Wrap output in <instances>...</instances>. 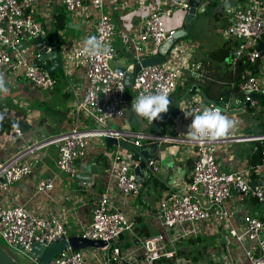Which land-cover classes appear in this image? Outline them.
<instances>
[{
    "label": "built area",
    "instance_id": "2783aa9c",
    "mask_svg": "<svg viewBox=\"0 0 264 264\" xmlns=\"http://www.w3.org/2000/svg\"><path fill=\"white\" fill-rule=\"evenodd\" d=\"M96 1L99 15L91 35L96 36L103 45L110 46L111 54L82 56L79 52L84 45L74 47L72 57L78 64L85 66L87 80L82 96L71 106L74 127L59 136L29 143L10 157L0 159V237L7 246L28 256L33 264H44L31 254L33 244L39 242L50 245L63 237L68 238L66 222L53 213L39 215L26 205L6 204L2 193L9 191L13 184L32 172V164L27 159L44 146L56 144L59 169L73 175L75 161L88 154L93 139L112 136L125 140L126 137H135L134 143L141 149L157 142L181 144V155L193 160L187 179L171 183V189L160 201L156 216L162 230L154 234L137 235L135 217L116 205L117 196H121L125 205L130 199L139 197L143 181L138 179L135 169L142 155L140 153L137 159L133 147L113 145L106 147L104 152H114L110 160L114 184L100 194L93 208L92 222L78 236L107 241L106 247L110 246L105 259L107 264H264V159L262 163H248L240 170L228 172L217 157L218 145L239 141L262 142L264 133L248 136L233 129L227 136L215 141L195 142L186 135L192 117L185 118L183 112L180 121L174 126L173 135H146L135 130L109 129L106 126L110 120L124 119L132 101L141 92L146 95L167 93L170 99L187 79L184 74L194 80L203 81L207 77L205 62L186 57L184 46L173 37L177 29L167 26V20L174 18L178 11L187 12L190 9L191 0H160L148 12L142 30L135 35L127 30L118 32L115 21L103 8L104 0ZM86 2L0 0V74L4 77L21 75L42 91L52 90L55 79L53 73L42 66L45 61H41L38 66L33 64L36 58L41 57L42 48L50 51L52 46L46 43L38 48L36 38L50 36L47 25L51 29L55 27L54 10L58 4L68 13L75 14ZM37 15L43 21L38 20ZM117 34L131 48L135 62L159 55L160 46L174 39L163 63L142 67L133 79L135 96L132 98L125 84L127 67L114 65L120 55L115 44ZM227 39L231 42L232 50L223 64L233 71L239 62L246 67L238 81L243 97H234L222 105L223 97L209 103L197 93L196 98L190 96L185 101V108L189 111L199 113L205 107L220 109L221 105L227 108L225 112L220 109L221 113L228 115L233 99L242 104L249 101L251 107L262 105L261 99L252 97V94H259L264 100V50L258 49L259 44L264 43V0H252L227 16ZM30 40H33L31 45L35 52L31 51L29 56L25 49ZM81 116H84L83 119ZM85 116L91 117L99 128L85 129ZM156 123L157 120L149 124ZM14 133L24 136L19 127L14 129ZM262 154L264 156V148ZM148 165L153 173L157 172L154 158ZM54 187V177L47 176L38 182L36 189L39 193H47ZM247 203L252 204L254 213L245 214L238 221V208ZM220 226L223 241L219 243V256L212 254L208 260H201L187 249L191 243L199 246L203 233L214 234ZM125 234L130 236V242L137 243L131 247L123 245L121 241H124L122 238ZM210 258L215 262L212 263ZM91 260L94 258L84 248L75 249L69 245L47 264H90Z\"/></svg>",
    "mask_w": 264,
    "mask_h": 264
},
{
    "label": "crops",
    "instance_id": "0c3cea01",
    "mask_svg": "<svg viewBox=\"0 0 264 264\" xmlns=\"http://www.w3.org/2000/svg\"><path fill=\"white\" fill-rule=\"evenodd\" d=\"M159 1L160 0H104L105 4L103 5V8L115 21L118 32L121 30H127L130 34L135 35L142 30L145 17L147 16L148 12L153 9V7H156ZM95 3L97 5L98 2L96 0H87V10L80 15L66 12L67 17L71 16L73 21L79 24L77 29L81 34V42H78L76 39L69 40L65 36L64 31L67 33V30L65 29L68 25L67 19L66 27L61 30H56L55 27V29H51V27L49 28L48 26L49 24L47 25V30L49 31L50 36H52L55 32L57 35L60 33L58 36L60 37L59 42L63 65L59 68H61V72L64 73L69 83V85L64 86L62 92H60L61 97L59 101H55V98L57 97V92L54 91L55 87L52 90H49V92H52V94L48 95L49 93H43L47 91H42L21 75L10 74L9 77H4L5 86L9 85L11 87L7 94L2 93L4 96L14 97L19 94V96L14 99L16 102L21 103L23 100H25L27 104L29 103L28 106H33L36 103L38 108L35 110L34 108L32 109L31 106V108L28 106L23 107L27 104H19L18 108L13 107L15 109L14 110L8 102H2L0 100V159H6L10 157L18 151L24 149L25 145L29 143L43 141L48 138L59 136L74 127L75 119L71 113V106H73L77 99L82 96L87 80L85 77V66L78 63H75L74 65V58L72 57L71 51L76 46L84 45L85 38L92 36L91 30H93V26L99 15V7L98 5L96 6ZM59 7H61L60 4H58L57 9L54 10L55 13L62 9V7ZM187 13L188 11H178V14H176L174 18H169L167 20V26L176 29L181 28L184 24V19ZM37 16L40 17L39 15ZM218 16L219 15L216 17L218 18ZM181 42L183 41H178L177 43L183 45ZM115 44L119 50V53L124 55L123 59L128 60V65H121L118 63L119 59L118 61L114 62V65L128 68L132 63L135 62V57L131 48L122 42L118 34L116 36ZM209 52L206 55L208 57L205 59V61L208 60L214 63L212 60H209ZM129 54L131 58L129 57ZM184 55L186 57L189 56L193 60H202L204 57L197 56L198 54H193L191 52V48L189 50L184 49ZM50 65V60L45 61L42 64V66L47 68ZM72 65L74 66L72 67ZM58 69L56 73H58ZM183 76L187 77V79L180 84L175 93L169 99L171 101L169 105V111L167 113H162L161 119L157 120L160 126L156 128V131H152L151 128L146 131L145 129L148 128V126H146L140 128L138 132H143L146 135L158 133L161 135L174 134V126L181 119L182 111L180 109L181 107L185 108L186 105L184 95L187 89L190 88V96L196 98L197 93L193 91V85H197L199 83V80L197 79L195 83H193L192 81H194L195 78L190 77L188 74H184ZM69 77L74 79L75 83H73L71 81L72 79L70 80ZM186 84H189L190 87L185 89ZM48 102H50V104H47ZM45 104H47V106H45ZM43 105L46 108L45 111L41 109ZM175 105L177 106L176 108H178L177 117L173 118L171 123L165 124L172 115L171 109ZM83 117L84 116H81V119ZM13 119L16 121L22 119L27 123L28 131L23 130L24 136L16 135L14 133L15 128H9V124ZM118 121L119 126H125L126 122L129 124L132 123V125H134L140 123L141 118L136 116L135 113L130 109L126 117L124 119H118ZM148 125L151 126V124ZM96 128H99V126ZM237 128L238 125L235 124L234 129ZM240 128H243V126H240ZM117 129L129 130L127 125L125 128L120 127ZM259 130L260 133L256 134L257 136L264 133L261 128ZM241 133H244V131ZM251 135L254 134L251 133ZM239 142L241 144H245L246 141ZM252 143L254 144H252L251 149L246 154H241V151L244 150L237 149L239 151L238 155L229 149V146H231L232 143L227 145H218L217 157L223 168L228 172H235L247 166L248 163H251L249 159L252 152L258 145L257 143L259 142L256 143L252 141ZM99 144L100 142L97 139H93L90 143L88 154L85 157L76 160L74 163L75 172L80 171L82 173L90 174L91 179L88 183L76 181L73 179V175L70 177L67 175V173L62 172L60 169L58 170L55 165V159L58 157V147L56 144L47 145L36 151L34 153L35 155L28 157L27 160L32 164L33 167L32 172L22 180L13 184L9 191L2 193L4 202L6 204L15 203L26 205L39 215H46L48 213L56 214L66 222L69 237L79 235L82 229L87 227L92 222L93 208L100 194L104 193L108 187L112 188V185L114 184V178H112L111 175L112 168L110 163H106L105 168L102 170L99 168L100 157L106 148L105 146L103 147V150L100 148L98 149V147L101 146ZM181 147V144L157 142L152 143V145H147L144 149L152 151L154 148H156L154 159L156 160V164L158 162L157 166L159 165L157 172L162 171L164 172V175L168 176L169 174V176H171L174 171H177L181 174V178H179L177 182H182L187 179L189 171L193 166V160L192 158H186L181 155ZM224 153L227 154L224 155ZM160 162L164 163L166 166L165 169L161 167L162 164L160 165ZM146 174L149 176L150 172H147ZM47 176L54 177V189L47 193L37 192L36 187L38 182ZM144 178H146L145 174ZM163 178L157 177V182H154L155 186L161 189V199L171 189V182H167V180H165L166 176ZM140 196L141 193L139 197ZM138 198L130 199L128 204L125 205L121 200V196H117L116 205H118L128 215L135 217L137 220L135 228L137 235H145L147 232H149V234H154L156 233L154 231L157 230V232H159L162 230V225L159 219H157V216H155V218L147 219L145 216L139 214L144 211V208L138 206ZM139 201H141V199ZM245 205L252 206L251 203H247ZM153 229L154 231H152ZM122 239L124 240L121 241L123 245L127 244L131 240L129 236L128 240L125 242L126 235ZM136 243L137 242L133 244L135 245ZM133 244L131 246H133ZM192 247L195 248L192 251L200 250V245L197 246L193 243L188 245L187 249L191 250ZM90 264L103 263L94 259L90 261ZM105 264H107V262Z\"/></svg>",
    "mask_w": 264,
    "mask_h": 264
},
{
    "label": "rangeland",
    "instance_id": "374dc122",
    "mask_svg": "<svg viewBox=\"0 0 264 264\" xmlns=\"http://www.w3.org/2000/svg\"><path fill=\"white\" fill-rule=\"evenodd\" d=\"M211 2L204 1L205 4L207 3V5L203 11H200V10L197 11L196 17L191 22V30H190L188 36H185V37L177 40V41H183L181 43L183 44L184 49L189 50L191 48V52L193 54H198L197 56H204L202 58V61H204V62H205V59L208 57L206 55L210 50H212V49L214 50V49L222 46L225 42L228 41V39H227V16H229V14L231 12H234L236 9L243 7V6H246L247 4L251 3L252 0H215V1H211ZM86 3L84 5V7L79 9L78 11H76L75 14L80 15L83 12H85L87 10ZM95 5H96V3H95ZM225 5H228L229 7L226 8ZM59 8H61V7H59ZM60 11H63V7L61 10H59V12ZM217 13H219L218 18L216 17ZM98 14H99V12H98ZM38 20L43 21L40 17H38ZM67 24L68 25L65 29V30H67V33H66V31H64L65 36L69 40L76 39L78 42H81V40H82V39H80L81 34H80V31H78V29H77L79 27V24L74 22L71 16L67 17ZM62 34H64V33H62ZM58 35H60V33H58ZM32 42H33V40H30L28 46H26V49H25V52L29 56H30L31 51L35 52V48H33L31 45ZM123 57H124V55L120 54L118 57L119 61H118V59H117V61L121 65L127 66L128 60L123 59ZM129 57L131 58L130 54H129ZM206 61H208V60H206ZM73 62H74V65H75V63H77L75 60ZM211 64H212V62H211ZM74 65H72V67ZM220 69L222 72H224L225 70L229 69V67L223 64V65H220ZM53 76L55 79L54 91L57 92V97L55 98V101L57 102V101H59V99L61 97L60 92H62L63 87L69 85V83H68V80L66 79V76L64 75V73L61 72V68H59L58 73H54ZM71 79L72 78H70V80ZM71 81L73 83H75L74 79H72ZM76 83L78 84L77 81H76ZM6 87L8 89L11 88L9 85H7ZM43 93H49L48 95L52 94V92H49V91L43 92ZM127 93L131 96V98L135 96V91L132 87H129L127 89ZM18 96H19V94L17 96L10 97V96H4L2 93H0V100L2 102H8L12 106V108L13 107L18 108L19 104L14 100ZM21 104L24 105V104H27V102L25 100H23V102H21ZM28 104L23 106V107L28 106ZM47 104H50V102H48ZM47 104H45V106H47ZM221 104L224 105V103H222V102H221ZM30 106H28V107H30ZM45 106L43 105L41 107V109L43 111L46 110ZM242 106H243V104L241 102L237 101L236 99H233V101L231 102V105H230V109H240V108H242ZM31 107H32V109L34 108L36 110L38 108V105L35 103ZM176 107H177L176 105L172 107V109H171L172 115L170 114L171 116L169 117V120L166 121L165 124L171 123L173 118L177 117L178 108H176ZM130 109H131V107H130ZM128 111H127V113H128ZM228 116H229V118L235 120V124L238 125V129H236V131H240V132L244 131V133L247 135H251V133L256 135V134L260 133V130H259L260 128L263 130L262 123L264 122V106H262V105H260L258 107H254V108H247L238 114H228ZM84 119H86V125H87V126H83L85 129L86 128H96L98 126L91 117L85 116ZM148 124H149V122L147 121V119H144V118H141L140 123H137L134 125H132V123L129 124L128 122H126L127 128H129V130H137V131L140 128H143L146 126H148V128L145 129L146 131H148L150 128L152 131H156V128L158 126H160L158 124V122L156 124H151V126H149ZM106 126H108L111 129H117L120 127L125 128V126H119L118 119L110 120L106 124ZM240 126H243V128H240ZM97 140L100 142L99 145H101L98 147V149L100 148L103 150V147L106 146V137H102V138H99ZM101 143H103V144H101ZM252 144H254V143H252V142L250 143V141H246L245 144L244 143L241 144L240 142H234L231 144V146H229V149L234 151L237 155L239 153V151L237 149H242L244 151H241V154L242 153L246 154L251 149ZM113 153H109V154L107 152L102 153V156L100 157V160H99L100 161L99 168H101V170L105 168L106 163H110V160H111V157L113 156ZM226 154L227 153H224V155H226ZM55 162L57 163V159H55ZM56 163H55V165H56L57 169L59 170V167ZM157 164H158V162H157ZM160 165L163 169L166 168L164 163L160 162ZM147 172H148V170L144 169L143 174H145L146 177H148V175L146 174ZM67 175H69L71 177V174L67 173ZM153 175L156 178L157 177L163 178L164 176H166L165 180H167V182H171V183H176L179 180V178H181V174L178 173L177 171H174V173L171 176H169V174H168V176L164 175V172H162V171L156 172ZM160 190L161 189H159V187L155 186L154 181L148 182L145 186H143L141 188V196L139 198L137 197L138 198L137 204L139 207L144 208V213H141V214H143V216H145L147 219L155 218L156 213L159 210V204H160V200H161V198H160L161 191ZM140 199L142 202L139 201ZM242 208H244V209H242ZM248 213H254V208L251 207V205H244V206H241L240 208H238V214H237L238 220L241 221L242 217ZM221 229H222V227L220 226V229L217 230L216 233L211 234V235L203 233L200 236V239L202 240V242L200 243V249H202V251H199V250L193 251V253L199 259L208 260L209 256H212V254H217L219 256V254H220V244L219 243H221L223 241V235H222ZM152 231H154V229ZM154 232H157V230ZM125 235H126V240H125V242H126L128 240L129 235H127V234H125ZM0 244L20 264H33L28 256H26L25 254H23L22 252H20L18 250H15V249L7 246L5 241L1 237H0ZM193 249H195V248L192 247L191 250H193ZM84 250L87 253H89V255L92 258H94L98 261H101L103 264H105L106 263L105 259L109 255L110 246H108L104 249L90 247V248H84ZM210 261L212 263L215 262V261L211 260V258H210Z\"/></svg>",
    "mask_w": 264,
    "mask_h": 264
},
{
    "label": "water",
    "instance_id": "95a60500",
    "mask_svg": "<svg viewBox=\"0 0 264 264\" xmlns=\"http://www.w3.org/2000/svg\"><path fill=\"white\" fill-rule=\"evenodd\" d=\"M215 1V0H210ZM207 3H204V0H191V7L188 10V13L185 16L184 24L181 28L176 30V33L174 34V39L178 40L180 38H183L188 35V33L191 30V22L196 17V13L198 10L203 11L206 7ZM174 39H169L165 41L159 49V55L157 56H151V57H145L141 59V61H136L132 63L127 69L125 73V84L126 86L132 87L133 79L137 76L138 72L142 69V67L148 66V65H154V64H161L165 60V55L170 50L171 46L174 43ZM46 43H50L52 46V49L50 51H46L45 48H42L43 45ZM24 44V43H23ZM36 46L38 48H42L40 53L42 54L40 58H36L33 64L35 66H38L41 61H51V65L48 67V71L51 73H56L57 69L63 65L62 58L60 54V46L57 43V40L55 36H42L36 38ZM259 50H264V43L261 42L258 46ZM264 53V52H263ZM191 89H187L184 100L188 101L190 98ZM200 94L202 95L203 99L209 103L215 102L214 99L209 98L204 91H201ZM252 97L261 99V104L264 105V100L262 99V96L259 94H252ZM220 109L222 111H227L226 107H223L219 105ZM250 102L247 101L243 104L242 108L240 109H229V114H238L242 111H244L247 108H250ZM136 138L134 137H126L125 140L120 139L118 140L116 137L107 136L106 137V147H112L113 145H120L125 148L133 147L135 150L139 151L142 155V160L140 161L139 166L136 167L135 172L138 176V179L143 181V171L144 169H147L151 174L153 173V170L151 167H149L148 163L149 161L154 158V153L156 152V148H154L152 151L148 149H141L140 147L135 145ZM73 177L76 181L88 183L91 179L90 174L88 173H82L80 171H77L73 174ZM121 238L123 235L120 236ZM69 245L73 246L75 249L80 248H104L108 245L107 241L102 240H91L86 239L81 236H71V237H63L59 239L58 241L54 242L50 245H45L39 242H35L33 244L31 254L38 258L42 263L47 264L51 260V258L56 255L57 253L61 252L62 250L69 247ZM0 264H20L17 260H15L0 244Z\"/></svg>",
    "mask_w": 264,
    "mask_h": 264
},
{
    "label": "clouds",
    "instance_id": "9594fccd",
    "mask_svg": "<svg viewBox=\"0 0 264 264\" xmlns=\"http://www.w3.org/2000/svg\"><path fill=\"white\" fill-rule=\"evenodd\" d=\"M225 7H229L225 5ZM5 43L7 41L5 40ZM110 46L103 45L96 36H89L84 40V46L79 55L98 57L109 56L111 54ZM9 89L5 86L3 74H0V93L7 94ZM171 101L167 93L144 94L141 92L131 104V110L136 116L147 119L153 123L161 119L162 113L169 111ZM185 118L192 117V122L188 126L187 137L195 142L215 141L229 134L235 127V120L229 118L227 114H222L218 108L205 107L202 112L194 113L187 108L180 109Z\"/></svg>",
    "mask_w": 264,
    "mask_h": 264
},
{
    "label": "trees",
    "instance_id": "16d2710c",
    "mask_svg": "<svg viewBox=\"0 0 264 264\" xmlns=\"http://www.w3.org/2000/svg\"><path fill=\"white\" fill-rule=\"evenodd\" d=\"M212 3V2H211ZM219 15V13L216 14V16ZM55 18V28L57 29H64L66 27V19H67V13L66 9L63 8V11L57 12L54 15ZM57 43L60 46L59 42V36L54 33ZM232 47L231 42L227 41L222 46L212 50L209 52V60H212L214 63L211 64L210 61H205V64L208 69L207 77L202 81L199 80L197 85H193V91L196 93H200L201 91H204L205 94L216 101L220 100V97H223V103L224 105L227 104L232 98H242L243 94L241 93L239 87H238V81L241 77V74L245 70V65L241 64L240 62L237 64L235 71L231 69H227L224 72L221 71L220 65H223V63L226 61V58L231 53ZM229 67V66H228ZM196 80L192 81L195 83ZM235 84L233 87L232 85ZM190 87L189 84L185 85V89ZM203 98V97H202ZM254 108V107H251ZM19 127L24 131H28L27 123L24 120H11L9 124V128L13 129ZM263 131H264V122H263ZM257 143V142H256ZM256 149L252 152L250 157V162L252 164H259L262 163L264 156L262 154V150L264 148V141L257 143ZM135 156L138 159L140 156V152L135 150ZM154 181L157 182V178L150 174V176L144 178L143 180V186H145L148 182ZM145 235H149V232H147ZM133 242H128L126 245L131 246Z\"/></svg>",
    "mask_w": 264,
    "mask_h": 264
}]
</instances>
